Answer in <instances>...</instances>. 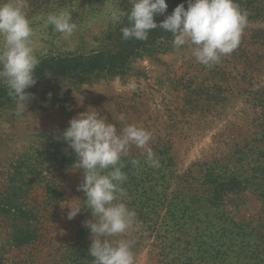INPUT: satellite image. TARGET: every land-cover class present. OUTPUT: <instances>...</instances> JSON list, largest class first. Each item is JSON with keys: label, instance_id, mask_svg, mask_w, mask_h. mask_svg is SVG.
Returning a JSON list of instances; mask_svg holds the SVG:
<instances>
[{"label": "rangeland", "instance_id": "374dc122", "mask_svg": "<svg viewBox=\"0 0 264 264\" xmlns=\"http://www.w3.org/2000/svg\"><path fill=\"white\" fill-rule=\"evenodd\" d=\"M235 2L247 13L240 44L208 68L160 28L123 40L130 0H27L40 63L22 115L0 83V264H93L84 171L61 138L89 107L118 132L127 123L152 133L160 167L135 146L122 158L136 218L108 238L133 241L135 264H264V0ZM166 3L158 25L188 7ZM62 9L77 25L67 38L45 26ZM230 176L242 189L225 194Z\"/></svg>", "mask_w": 264, "mask_h": 264}, {"label": "clouds", "instance_id": "9594fccd", "mask_svg": "<svg viewBox=\"0 0 264 264\" xmlns=\"http://www.w3.org/2000/svg\"><path fill=\"white\" fill-rule=\"evenodd\" d=\"M187 2V9L183 3L177 5L158 25L154 17L166 13V0H130L131 9L126 14L128 26L121 29L122 39L146 41L151 30L160 28L172 34L174 48L189 46L198 63L208 68L220 63L221 57L230 55L239 46L247 13L235 0ZM26 7L27 0H0V83L15 100L17 115L27 110L33 98L26 89L36 83L34 72L40 63L35 55L34 32ZM119 18L114 11L112 19L118 21ZM45 26H51L65 38L77 28L71 13L63 9L49 13ZM89 108L69 120L61 137L75 153L73 167L84 171L78 190L85 194L84 207L91 210L92 219L84 221V226L90 229L88 253L94 258L93 264H135L133 241L108 238L127 233L136 218L135 211L123 202L127 192L122 185L127 175L122 171V158L135 146L145 155L150 167H160L150 147L152 133L127 123L118 132L116 124L107 122L98 110ZM113 118L116 122L126 121L123 113ZM68 209L67 218L72 220L80 213L81 206Z\"/></svg>", "mask_w": 264, "mask_h": 264}, {"label": "trees", "instance_id": "16d2710c", "mask_svg": "<svg viewBox=\"0 0 264 264\" xmlns=\"http://www.w3.org/2000/svg\"><path fill=\"white\" fill-rule=\"evenodd\" d=\"M260 96H261V98H263L264 99V91L260 94ZM261 133H264V131H261ZM215 169H217V165H215ZM211 176H212V179H214V175L213 174H211ZM241 185L242 184H240V182H238V181H236V180H234L233 178H231V176L229 177V180H227V185H226V187H224L223 185H221V184H218V188H222V187H224V189H225V194H228L229 192H233V193H235V192H238V191H240L242 188H241Z\"/></svg>", "mask_w": 264, "mask_h": 264}]
</instances>
